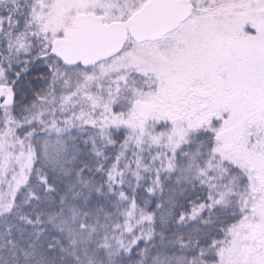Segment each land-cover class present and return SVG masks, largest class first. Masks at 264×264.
<instances>
[{
  "label": "snow or ice",
  "instance_id": "obj_1",
  "mask_svg": "<svg viewBox=\"0 0 264 264\" xmlns=\"http://www.w3.org/2000/svg\"><path fill=\"white\" fill-rule=\"evenodd\" d=\"M0 264H264V0H0Z\"/></svg>",
  "mask_w": 264,
  "mask_h": 264
}]
</instances>
